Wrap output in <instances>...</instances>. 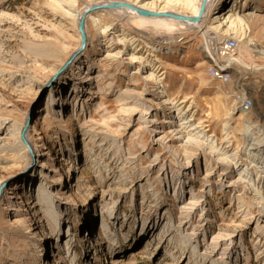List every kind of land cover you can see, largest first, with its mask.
Here are the masks:
<instances>
[{
	"label": "rangeland",
	"instance_id": "obj_1",
	"mask_svg": "<svg viewBox=\"0 0 264 264\" xmlns=\"http://www.w3.org/2000/svg\"><path fill=\"white\" fill-rule=\"evenodd\" d=\"M107 1L0 0V264H264V0L232 28L90 9L79 43Z\"/></svg>",
	"mask_w": 264,
	"mask_h": 264
},
{
	"label": "bare ground",
	"instance_id": "obj_2",
	"mask_svg": "<svg viewBox=\"0 0 264 264\" xmlns=\"http://www.w3.org/2000/svg\"><path fill=\"white\" fill-rule=\"evenodd\" d=\"M231 1L232 0H199V3L197 5H192V1L191 0H164V5H162L159 8H154L153 6L148 5V4L138 5L137 3H134L132 1L123 0V1L112 2V3H114L115 6L113 8H109L108 10L129 11L130 13H135V14H137L139 16H144V17L148 16V17H150V19L151 18L153 19V18L162 17V16H154V14H152V13H165V12H173V13H176V14L181 15V16L199 17V20H197L196 22H182V23L189 24V25H192V26H194L193 24H196V26H197V24H200L201 22L205 21L207 19V17L208 18L209 17H213V16H215V15H217L219 13H222L221 14L222 22H220V24L222 23V24L228 25V27L232 28L235 25L234 24L235 22H234L233 15L232 14H226L224 12L225 9H226V4L227 3L228 4L231 3ZM107 3H110V1L99 2V3L96 2L94 4L87 5L84 8V10L81 12V14L79 15V18H78V23H77V27L80 30V35H82V40H81V37H79L80 38L79 43H80V41H82V42L84 41L85 42L86 20L89 19L90 17L93 18V16H95V14H96V13L94 14L92 12H88V10L94 8L96 10L102 9V11H105L103 9H105L104 5L107 4ZM171 4H180L181 7L185 6V8H186V6H189V7H191L190 8L191 14L190 15L181 14L179 11L178 12H174L172 9H168V5H171ZM162 18H167V17H162ZM171 19H173V18H171ZM215 19H217L218 22L220 21V19L217 18V17H215ZM174 20H176V19H174ZM177 21H179V20H177ZM179 22H181V21H179ZM170 51H172V50L169 49V52ZM149 75H151V77H152V72H150ZM63 97H64V95L61 94V96L56 98V101H58L59 99L62 100L61 101L62 102L61 103L62 106L64 105ZM52 98H53V96L50 95L49 96V100L52 99ZM46 109H47V107H45V110ZM165 122H166V117H164L162 119V123H165ZM27 132H28L27 128L25 130H23V136H25V138L27 137ZM27 147H28V151H30V153H31V149L29 148L28 145H27ZM37 155L38 154H36V156ZM77 169H78V166L77 165L74 166L71 163L68 166V169L66 170V173H65L66 177L68 179H71V175H72L73 171L77 170ZM62 180H64V183H65L66 180L64 178V175H62L60 177L59 182L61 183ZM1 185H2V182H0V194H2L1 193L2 192ZM5 195H7V193H5ZM7 198H15V197L13 195H11L10 197L7 196ZM13 202L10 201L9 208H8L9 211L16 210V208L14 207ZM31 208L32 209L34 208V206L32 204H31ZM35 220H36V218H35ZM44 249L45 248H43V247L40 249L42 255H45ZM41 262H42V264H48L49 263V261H46V263H45V260H44V262H43V260Z\"/></svg>",
	"mask_w": 264,
	"mask_h": 264
},
{
	"label": "built area",
	"instance_id": "obj_3",
	"mask_svg": "<svg viewBox=\"0 0 264 264\" xmlns=\"http://www.w3.org/2000/svg\"><path fill=\"white\" fill-rule=\"evenodd\" d=\"M238 39L226 37L214 45H210L205 54V72L217 81L228 82L232 75L234 55L238 48ZM251 100H242L240 107L243 111L251 108Z\"/></svg>",
	"mask_w": 264,
	"mask_h": 264
},
{
	"label": "water",
	"instance_id": "obj_4",
	"mask_svg": "<svg viewBox=\"0 0 264 264\" xmlns=\"http://www.w3.org/2000/svg\"><path fill=\"white\" fill-rule=\"evenodd\" d=\"M115 5L114 3L110 2L104 5L105 9H109V8H113ZM94 8H92L93 10ZM90 10V9H89ZM95 10V9H94ZM139 12V11H138ZM154 14V16H162V17H167V18H173L176 20H179L181 22H196L197 20H199V17H189V16H181L178 15L176 13L173 12H165V13H152ZM81 43L83 44V42L81 41ZM74 57L69 58L65 64L63 65V67L61 68L60 71H63L72 61Z\"/></svg>",
	"mask_w": 264,
	"mask_h": 264
}]
</instances>
